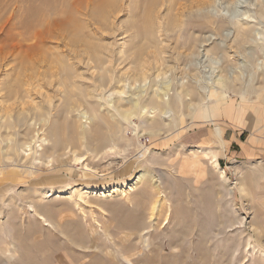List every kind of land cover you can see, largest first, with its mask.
<instances>
[{"label":"rangeland","instance_id":"rangeland-1","mask_svg":"<svg viewBox=\"0 0 264 264\" xmlns=\"http://www.w3.org/2000/svg\"><path fill=\"white\" fill-rule=\"evenodd\" d=\"M209 1L0 0V264H264V1Z\"/></svg>","mask_w":264,"mask_h":264},{"label":"bare ground","instance_id":"bare-ground-1","mask_svg":"<svg viewBox=\"0 0 264 264\" xmlns=\"http://www.w3.org/2000/svg\"><path fill=\"white\" fill-rule=\"evenodd\" d=\"M264 1V0H263ZM208 2V0H204V4L205 3H207ZM210 3H214L215 2V0H210L209 1ZM231 10H232V15L233 16H235V18H237V25H238V33H239V29L242 27L243 28V26H251V23H250V19H252V18H250V19H248L247 18V16L249 17V16H251L249 13H251L250 11H251V8H250V6L252 7V5H250L249 7H247L246 6V8H244V6L242 5V4H244V3H246V0H232L231 1ZM251 4H254V3H251ZM210 5V4H209ZM201 6V5H200ZM264 7V6H263ZM242 8H244V9H242ZM230 11V10H229ZM262 15H264V11H263V8H262ZM246 17V18H245ZM242 25V26H241ZM256 26H257V24H256ZM255 26V29H254V33H255V35H254V37H252L253 39H257L256 38V35L258 36V35H262L261 34V32H260V26L258 27H256ZM260 28V29H259ZM242 31V30H241ZM245 33V32H244ZM230 35V33H226L225 34V36H229ZM236 36H238V35H236ZM246 39V38H245ZM260 40L261 39H263L262 37H260L259 38ZM259 39H257V40H259ZM256 40V41H257ZM258 42V41H257ZM263 42V41H262ZM264 45V44H263ZM264 47V46H263ZM209 52V51H208ZM261 52L263 53V55H264V48L261 50ZM212 53V52H211ZM209 54V53H208ZM216 58H218V57H216ZM216 58L214 59V60H216ZM263 60H264V58H263ZM212 70V69H211ZM214 71H215V69H213V71H209L208 70V72H206V74H205V78H207V76H212V74L211 73H214ZM145 74V73H144ZM229 74V73H228ZM202 77V76H201ZM230 77L231 76H225V75H223L222 73L221 74H218L217 75V79L215 78V80L214 81H218V83L222 86V87H226L227 86V82H228V80L230 79ZM238 77V76H237ZM139 78V77H138ZM142 78V77H141ZM146 78V77H145ZM144 78V79H145ZM135 79H137V78H135ZM203 80V79H202ZM231 80V79H230ZM251 80V79H250ZM232 81H234V80H232ZM251 83H252V81H250ZM200 83V82H199ZM215 84V83H214ZM201 86H203V84L201 83L200 84ZM189 94V93H188ZM137 105V104H136ZM160 107L166 112V111H168L167 109H166V107L164 108L163 107V105H161L160 104ZM189 110L191 111V106H189ZM218 139H219V143L218 144H220V147L222 148V149H226V146H227V144H226V141L224 140V138H223V132H222V130H221V128L219 129V135H218ZM216 158V157H215ZM215 160V159H214ZM214 165L215 166H218V161H217V159L214 161ZM224 174V171H222V175ZM221 175V176H222ZM146 176V173L144 172V173H142L140 176H139V182L140 181H142V179H144V177ZM222 177H224V175L222 176ZM242 184H244V183H242ZM240 186H241V184H240ZM243 187V186H242ZM242 187H240V188H242ZM244 189V188H243ZM156 210V204H153V206H152V209H151V211H152V214H154V211Z\"/></svg>","mask_w":264,"mask_h":264}]
</instances>
